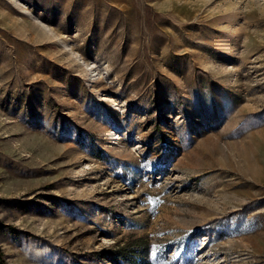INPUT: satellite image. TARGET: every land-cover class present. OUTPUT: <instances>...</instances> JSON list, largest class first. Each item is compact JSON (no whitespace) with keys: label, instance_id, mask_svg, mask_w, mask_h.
Listing matches in <instances>:
<instances>
[{"label":"rangeland","instance_id":"rangeland-1","mask_svg":"<svg viewBox=\"0 0 264 264\" xmlns=\"http://www.w3.org/2000/svg\"><path fill=\"white\" fill-rule=\"evenodd\" d=\"M6 264H264V0H0Z\"/></svg>","mask_w":264,"mask_h":264},{"label":"trees","instance_id":"trees-1","mask_svg":"<svg viewBox=\"0 0 264 264\" xmlns=\"http://www.w3.org/2000/svg\"><path fill=\"white\" fill-rule=\"evenodd\" d=\"M0 264H6L4 259H3V255L1 253V251H0Z\"/></svg>","mask_w":264,"mask_h":264}]
</instances>
